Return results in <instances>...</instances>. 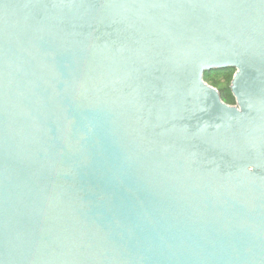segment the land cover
Masks as SVG:
<instances>
[{
	"label": "water",
	"instance_id": "obj_1",
	"mask_svg": "<svg viewBox=\"0 0 264 264\" xmlns=\"http://www.w3.org/2000/svg\"><path fill=\"white\" fill-rule=\"evenodd\" d=\"M0 264H264V0H0Z\"/></svg>",
	"mask_w": 264,
	"mask_h": 264
},
{
	"label": "trees",
	"instance_id": "obj_2",
	"mask_svg": "<svg viewBox=\"0 0 264 264\" xmlns=\"http://www.w3.org/2000/svg\"><path fill=\"white\" fill-rule=\"evenodd\" d=\"M234 74L235 70L229 69L223 71H214L205 75L206 83L216 88L221 93L223 101L231 106L235 105V98L233 97L230 90V85Z\"/></svg>",
	"mask_w": 264,
	"mask_h": 264
}]
</instances>
